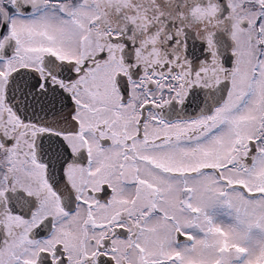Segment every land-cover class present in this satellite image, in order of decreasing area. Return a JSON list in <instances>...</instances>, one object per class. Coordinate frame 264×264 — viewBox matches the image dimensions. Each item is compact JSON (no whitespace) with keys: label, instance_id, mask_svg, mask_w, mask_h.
I'll use <instances>...</instances> for the list:
<instances>
[{"label":"snow or ice","instance_id":"6c2138e0","mask_svg":"<svg viewBox=\"0 0 264 264\" xmlns=\"http://www.w3.org/2000/svg\"><path fill=\"white\" fill-rule=\"evenodd\" d=\"M0 264H264V0H0Z\"/></svg>","mask_w":264,"mask_h":264}]
</instances>
